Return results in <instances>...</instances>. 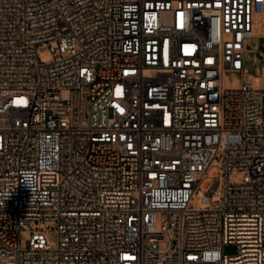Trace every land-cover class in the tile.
<instances>
[{
    "label": "built area",
    "instance_id": "built-area-1",
    "mask_svg": "<svg viewBox=\"0 0 264 264\" xmlns=\"http://www.w3.org/2000/svg\"><path fill=\"white\" fill-rule=\"evenodd\" d=\"M263 26L264 0H0V264H264Z\"/></svg>",
    "mask_w": 264,
    "mask_h": 264
},
{
    "label": "rangeland",
    "instance_id": "rangeland-1",
    "mask_svg": "<svg viewBox=\"0 0 264 264\" xmlns=\"http://www.w3.org/2000/svg\"><path fill=\"white\" fill-rule=\"evenodd\" d=\"M263 34H264V27H263ZM260 46H264V38L257 40H250L249 41V52L246 56V68L248 70V74L245 77V81L252 84L255 89H263L264 90V69H262V59L258 52H256ZM40 59L42 62L49 63L56 59V56L53 55L49 49H43L40 51ZM252 76V78H251ZM218 167H214L209 172V177L203 182L200 190L198 191L195 199L192 202L193 208H202L205 205L203 204V197H204V186L207 182L212 181V179L218 174L219 172ZM243 179V174L241 172H237L231 175V180L234 183H239ZM30 236L28 232L22 233V240L24 241ZM46 238L49 244L52 247H55L57 244L58 233L56 228H50L46 230ZM225 252L227 254H235L236 248L234 246H227L225 248Z\"/></svg>",
    "mask_w": 264,
    "mask_h": 264
},
{
    "label": "bare ground",
    "instance_id": "bare-ground-1",
    "mask_svg": "<svg viewBox=\"0 0 264 264\" xmlns=\"http://www.w3.org/2000/svg\"><path fill=\"white\" fill-rule=\"evenodd\" d=\"M263 27H264V26H263ZM263 27H262L261 30H260V34H261V35H264V34H263Z\"/></svg>",
    "mask_w": 264,
    "mask_h": 264
}]
</instances>
